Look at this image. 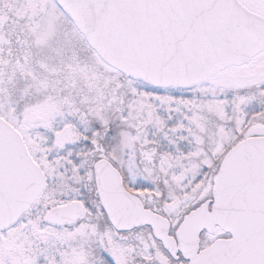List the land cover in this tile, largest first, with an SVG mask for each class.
<instances>
[{
  "label": "snow or ice",
  "instance_id": "snow-or-ice-1",
  "mask_svg": "<svg viewBox=\"0 0 264 264\" xmlns=\"http://www.w3.org/2000/svg\"><path fill=\"white\" fill-rule=\"evenodd\" d=\"M0 264H264V0H0Z\"/></svg>",
  "mask_w": 264,
  "mask_h": 264
}]
</instances>
